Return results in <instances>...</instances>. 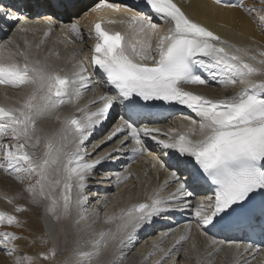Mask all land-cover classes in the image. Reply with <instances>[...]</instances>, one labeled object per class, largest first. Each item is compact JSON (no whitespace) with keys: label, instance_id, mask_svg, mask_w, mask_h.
I'll use <instances>...</instances> for the list:
<instances>
[{"label":"snow or ice","instance_id":"obj_1","mask_svg":"<svg viewBox=\"0 0 264 264\" xmlns=\"http://www.w3.org/2000/svg\"><path fill=\"white\" fill-rule=\"evenodd\" d=\"M216 2L225 7L247 8L252 14L264 11V8L246 5L244 0ZM259 2L264 4V0ZM101 3H106V0H101ZM144 3L150 6L162 23L169 25L155 49H152L151 38L156 34L158 25L152 16L139 12L131 15L129 31L124 33L106 30L101 20L94 25L95 44L91 63L102 70L106 77L105 83L117 90L119 96L130 105L139 103L133 97H139L145 102L160 100L177 103L190 109L198 119L186 117L190 119L191 125L177 138H170L171 142L157 140L163 149L175 151L174 160L168 164L153 155L141 139L144 136L156 140L154 133H159V129L138 128L124 121L107 140L127 131L124 141L129 138L134 141L131 149L134 158L147 152L154 165L159 164L168 169H192L189 175L194 182L210 181L215 186L214 195L207 198V208L203 203L196 205L195 215L200 220L198 226L223 225L232 215L244 210L254 197H264V50L258 49L257 56L250 47L230 42L190 18L174 0H144ZM0 14H3L2 8ZM14 18L18 19V16ZM258 19L264 21V16ZM68 27L82 38L78 22ZM6 52L4 44L0 43V84L31 86V92L19 107L0 105V141L5 137L15 141V144L8 145L0 143V161H6L0 162V168H5L19 181L36 176L35 184H29L26 189L32 193L33 201L38 203L48 198L51 203L46 207L47 211L59 213L57 219L69 217L73 204L81 208L87 203L88 196L83 190L89 186L88 179L94 178L93 170L104 160L112 158V153H108L107 156L86 159L91 153L83 147L95 127L106 118L111 107L110 97H101L108 102L95 112L81 108L77 111L84 113L82 116L65 117L54 138L43 135V129L37 126V122L53 116L65 102L78 100L92 85L88 68L80 62L72 73L61 72L46 62L29 60L23 52L19 53L24 58L22 63L13 58V53ZM198 69L206 70L211 80L218 81L223 87L238 84L242 87L235 94L219 99L185 90L182 87L184 84L210 83ZM56 119L59 120L60 116L56 115ZM197 124L199 139L194 140L191 137L196 135ZM42 139L45 151L38 155L35 149ZM124 141H121L122 145ZM169 174L177 182L173 193L162 197L160 191H157L149 200L133 204L107 217L105 223L117 219L120 223L114 231L107 229L90 238L87 250L77 253L80 258L78 264H92L93 259L98 258L109 245L113 249H121L126 242L131 243L141 228L170 210L167 205L192 195L177 171L172 170ZM130 175H125L124 179ZM115 182V186L119 187L121 174H116ZM61 185L59 198L53 197L52 192ZM74 187L76 196L73 201ZM189 206L185 201L184 207ZM15 210L21 212L27 209L19 205ZM82 219L86 217L81 215L76 223ZM5 224L21 227L22 221L16 215L0 211V226ZM190 228L189 225V231ZM21 238L15 232L0 230V246H4L9 255L18 251L16 241ZM187 239V235L178 238L158 264H162L176 245ZM209 240L213 246L224 243L211 237ZM230 246L236 249L243 264H249L245 254L264 251V248L257 249L253 244L230 242ZM55 255L54 249L39 254L44 259L54 258ZM123 258L122 250L114 251L111 264H119ZM37 259L32 256L17 257L16 264H23L24 260L35 264Z\"/></svg>","mask_w":264,"mask_h":264},{"label":"bare ground","instance_id":"obj_2","mask_svg":"<svg viewBox=\"0 0 264 264\" xmlns=\"http://www.w3.org/2000/svg\"><path fill=\"white\" fill-rule=\"evenodd\" d=\"M174 1L190 18L207 26L230 42L238 46L250 47L257 56H259L258 49L264 50V21L258 19L264 16V11L252 14L247 11V8L225 7L223 4H218L216 0ZM244 3L256 6L258 9L264 8V4L259 0H244ZM0 8L3 9V14H0V43L4 44L7 50L5 54L13 53V58L22 63L24 58L19 53L23 52L29 60L46 62L50 67L67 73H72L75 67L83 62L91 76L94 86L90 85L78 100L72 103L65 102L53 116L37 122V126L43 129V135L54 138L62 127L65 117L82 116L84 113L77 111L81 108H86L88 112H95L108 102L101 97L108 96L111 107L107 116L95 127L83 147L91 153V156L86 159H96L112 153V158L104 160L93 170L94 178L88 179L89 186L83 190L88 196L87 203L81 208L73 204L71 216L60 219L56 218L59 213L53 214L46 210L51 203L50 199L43 198L38 203L34 202L32 193L26 190L29 184H35L36 176H32L31 180L29 178L19 181L5 168H0V175H7L11 181H17L14 186L0 178V211L16 215L22 221L21 227L6 224L0 226V230L12 231L22 237L16 241L18 251L12 255L7 254L4 246H0V250L4 251V253L0 252V264H16V258L24 256L38 257L35 264H78L80 258L77 253L87 250V241L90 238L107 229L114 231L116 225L120 223L118 219L112 223H105L107 217L118 214L122 209H127L133 204L149 200L157 191H160L162 197H168L170 193H173L177 182L170 177L169 173L172 170L177 171L192 195L167 205L170 210L163 212L141 228L131 243L126 242L121 249H113L109 245L98 258L93 259L92 264H111L114 251L119 250L124 253V258L119 264H158L164 257V253L184 235H187L188 239L176 245L175 250L163 259L162 264H243L236 249L230 246V242L249 243L236 235L213 236L208 233L207 225L198 226L200 220L195 215L196 205L203 203L207 208L209 205L207 198L213 195L202 187L201 181H193L189 175L192 169H168L160 167L159 164L154 165L147 152L134 158L131 151L134 141L131 138L124 141V137L128 135L127 131L119 133L110 141L107 140V137L121 126L118 118L124 114V110L121 107V97L107 93L109 85L105 83L106 79L100 76V69L91 63L94 36L89 33H92V23L99 20H102L111 30L128 32L129 18L137 12H129L126 9L116 10L113 7H107L105 3H101V0H0ZM141 13L152 16L160 30L157 29L156 34L151 38L154 50L160 36L167 32L169 25L162 23L152 11ZM16 16L18 19L14 18ZM25 21L30 22L37 29L36 35H23L18 30V25ZM109 21H115V23H109ZM73 22H78L82 38L68 27ZM46 28L49 32L45 30ZM203 76L209 79V84H191L186 87L197 94L213 99L233 95L242 87L239 84L234 87H223L218 81H212L206 70H203ZM30 92L31 86L0 87V105L19 107L27 100ZM112 114L119 116L113 123L111 122ZM56 115L60 116L59 120L56 119ZM186 117L198 119L190 109H181L166 122L132 124L138 128L148 127L160 130L159 133H154L156 140L144 136L141 139L153 155L168 164L174 160L175 151L163 149L157 144V140L171 142L170 138L175 139L182 132L187 131L191 121L185 119ZM198 133L197 124L196 135L191 138L199 139ZM121 141H124L123 145ZM0 143L8 145L15 144V141L5 137ZM114 149H120V151H114ZM35 151L38 155L43 154L45 151L43 139ZM162 152L166 154L161 155ZM0 162L6 163V161ZM117 173L121 174L119 187L115 186ZM129 173L130 177L124 179V176ZM75 183L74 179L73 185ZM61 190L62 185L52 192V196L59 198ZM75 196L74 187L73 201ZM185 201L190 205L189 207H184ZM19 205L26 206L27 210L16 212L15 209ZM81 215L86 219L76 223ZM179 218L184 219L185 223L182 224ZM209 237L224 243L221 246H213ZM217 247H219L218 251ZM256 248H264V245L256 246ZM51 249L56 252L54 258L44 259L39 256L40 253ZM209 253L212 254L209 255ZM245 258L249 264H264V251L254 252L252 255L245 254ZM23 264H29V262L24 260Z\"/></svg>","mask_w":264,"mask_h":264},{"label":"rangeland","instance_id":"obj_3","mask_svg":"<svg viewBox=\"0 0 264 264\" xmlns=\"http://www.w3.org/2000/svg\"><path fill=\"white\" fill-rule=\"evenodd\" d=\"M0 178L3 179V180H5V181L10 182V184H12V185L17 184V181H14V180L11 181V179H10L9 177H7V175H5V176H4V175H0ZM4 178H5V179H4ZM8 178H9V179H8ZM25 179L27 180V179H29V178H25ZM31 179H32V177L30 178V180H31ZM14 186H16V185H14ZM133 195H134V193H133ZM0 252H1V253H4V251H1V250H0Z\"/></svg>","mask_w":264,"mask_h":264}]
</instances>
